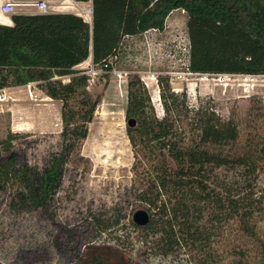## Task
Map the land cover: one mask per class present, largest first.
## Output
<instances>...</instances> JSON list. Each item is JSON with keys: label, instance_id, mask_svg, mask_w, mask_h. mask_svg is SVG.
I'll use <instances>...</instances> for the list:
<instances>
[{"label": "trees", "instance_id": "1", "mask_svg": "<svg viewBox=\"0 0 264 264\" xmlns=\"http://www.w3.org/2000/svg\"><path fill=\"white\" fill-rule=\"evenodd\" d=\"M92 8V24L68 12L16 13L13 25L0 23V90L38 83L65 104L63 146L42 173L13 150V138L0 140L7 151L3 155L0 148V190L15 184L27 188L20 202L12 200L17 209L49 212L68 152L76 139L87 135L82 125L96 107L85 90L88 76L77 67L92 56L94 65L112 69L110 59L118 55L125 37L163 31L170 14L183 10L188 16L191 72L264 75V0H92ZM62 77L70 81L64 84ZM135 82L129 84L126 113L137 126L129 127L128 135L136 156L142 151L147 159L143 197L148 211L153 210L142 229L161 232L168 240L190 233L197 238L188 220L205 201L221 219H239L245 233L258 238L251 219L258 200L256 173L263 169V159L257 157L260 139L248 137L239 145L234 120L223 119L213 107L190 106L186 93L171 91L168 85L162 88L164 114L159 117ZM78 91L79 110L73 111L68 108L70 94ZM227 171L236 175L229 178ZM179 219L184 224L176 230ZM60 234L64 241L59 251L67 264H137L119 249L108 254L89 244L83 250L75 233L64 229Z\"/></svg>", "mask_w": 264, "mask_h": 264}, {"label": "rangeland", "instance_id": "2", "mask_svg": "<svg viewBox=\"0 0 264 264\" xmlns=\"http://www.w3.org/2000/svg\"><path fill=\"white\" fill-rule=\"evenodd\" d=\"M44 1L48 13L69 8L66 0ZM16 8L24 11L13 14L41 13L34 7ZM187 21L183 10H175L165 30L125 37L118 55L110 59L112 69L94 65L92 56L77 67L88 76L85 90L96 104L91 120L82 125L87 135L76 139L68 152L48 213L12 205L14 198L20 202L27 188L15 184L0 190V264H67L58 246L64 241L60 234L64 229L76 234L83 250L89 244L108 254L119 249L137 264H264V199L260 197L264 192V75L191 72ZM60 80L67 84L70 77ZM132 80L139 81L135 83L159 117L164 114L162 88L168 85L171 91L186 93L190 106L213 107L223 119L234 120L239 145L246 144L248 137L260 139L257 157L263 159V169L256 173L258 200L251 219L258 238L245 233L239 219H221L223 215L205 201L198 203L188 220L197 238H190V233L168 240L163 233L145 231L134 223L135 211H148L143 197L148 165L142 151L136 156L128 135ZM31 84L0 90V140L13 138V150L42 173L62 149L65 104L38 83ZM70 96L68 108L78 111L79 91ZM225 175L230 178L236 173ZM183 224L177 220L175 229Z\"/></svg>", "mask_w": 264, "mask_h": 264}, {"label": "crops", "instance_id": "3", "mask_svg": "<svg viewBox=\"0 0 264 264\" xmlns=\"http://www.w3.org/2000/svg\"><path fill=\"white\" fill-rule=\"evenodd\" d=\"M6 1L17 2V0H0V7ZM66 2L69 3V8H66L67 10H63V12L78 14V15L82 16L86 21H88V22L91 21L92 22L91 19H88L87 16H85L82 13V11L84 9L92 6V0H89V1L66 0ZM23 7H27V6H23ZM60 7H65V6H60ZM73 7H76L77 9H75ZM79 8H81L82 10H80ZM18 9H20V8H16L15 10L18 11ZM20 10H22V9H20ZM22 11H24V10H22ZM16 13H22V12H16ZM35 13H37V12H28V13L26 12V14H35ZM12 15H13V13L12 14H4L0 10V23L1 24H5V25H13ZM32 85H35V84L32 83L31 86ZM14 88H17V87H14ZM18 88H22V86L18 87ZM6 89H8V88H6Z\"/></svg>", "mask_w": 264, "mask_h": 264}, {"label": "built area", "instance_id": "4", "mask_svg": "<svg viewBox=\"0 0 264 264\" xmlns=\"http://www.w3.org/2000/svg\"><path fill=\"white\" fill-rule=\"evenodd\" d=\"M17 6L34 7L41 13H48V5L44 0H36L33 2H25V3L6 1L1 5L0 10L4 14H12L15 13V8ZM84 11L86 13V16H91L90 19L92 20V14H93L92 6L86 8ZM122 76L123 75L121 74V77Z\"/></svg>", "mask_w": 264, "mask_h": 264}, {"label": "water", "instance_id": "5", "mask_svg": "<svg viewBox=\"0 0 264 264\" xmlns=\"http://www.w3.org/2000/svg\"><path fill=\"white\" fill-rule=\"evenodd\" d=\"M128 125L130 128L137 125V120L135 118L128 119ZM133 221L139 227H145L149 225L151 221V215L146 209H139L133 214Z\"/></svg>", "mask_w": 264, "mask_h": 264}, {"label": "bare ground", "instance_id": "6", "mask_svg": "<svg viewBox=\"0 0 264 264\" xmlns=\"http://www.w3.org/2000/svg\"><path fill=\"white\" fill-rule=\"evenodd\" d=\"M88 18L90 19V16H88Z\"/></svg>", "mask_w": 264, "mask_h": 264}]
</instances>
